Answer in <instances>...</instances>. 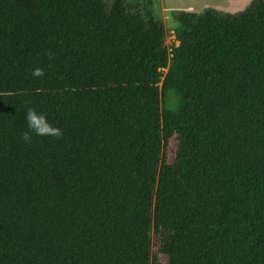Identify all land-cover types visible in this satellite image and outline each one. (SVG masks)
<instances>
[{
    "label": "trees",
    "instance_id": "obj_1",
    "mask_svg": "<svg viewBox=\"0 0 264 264\" xmlns=\"http://www.w3.org/2000/svg\"><path fill=\"white\" fill-rule=\"evenodd\" d=\"M174 20L0 0V264H264V0Z\"/></svg>",
    "mask_w": 264,
    "mask_h": 264
},
{
    "label": "rangeland",
    "instance_id": "obj_2",
    "mask_svg": "<svg viewBox=\"0 0 264 264\" xmlns=\"http://www.w3.org/2000/svg\"><path fill=\"white\" fill-rule=\"evenodd\" d=\"M137 2L140 6L147 7L153 16L159 19L164 27V45L169 51L178 43L174 37L176 26L174 15L177 11L201 12L206 8H213L227 13H237L245 9L251 0H129ZM165 73V72H164ZM176 141L169 142L166 154L169 162L173 161ZM152 254L156 257L157 264H168L167 257L160 253V243L157 236L152 235Z\"/></svg>",
    "mask_w": 264,
    "mask_h": 264
},
{
    "label": "clouds",
    "instance_id": "obj_3",
    "mask_svg": "<svg viewBox=\"0 0 264 264\" xmlns=\"http://www.w3.org/2000/svg\"><path fill=\"white\" fill-rule=\"evenodd\" d=\"M51 59V56L49 57ZM44 75V71L41 68H36L32 72L34 78H39ZM25 120L28 127V131L21 133L20 139L26 143H30L32 140L31 134L34 133L37 136H48L60 138L62 132L59 128L52 126L45 115L38 113L34 108H27L25 111Z\"/></svg>",
    "mask_w": 264,
    "mask_h": 264
}]
</instances>
